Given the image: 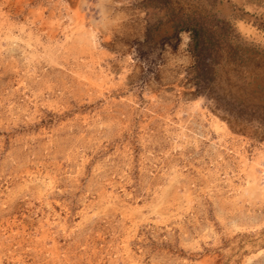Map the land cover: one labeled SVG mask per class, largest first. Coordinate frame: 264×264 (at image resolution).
<instances>
[{"label":"rangeland","instance_id":"1","mask_svg":"<svg viewBox=\"0 0 264 264\" xmlns=\"http://www.w3.org/2000/svg\"><path fill=\"white\" fill-rule=\"evenodd\" d=\"M0 264H264V0H0Z\"/></svg>","mask_w":264,"mask_h":264},{"label":"trees","instance_id":"2","mask_svg":"<svg viewBox=\"0 0 264 264\" xmlns=\"http://www.w3.org/2000/svg\"><path fill=\"white\" fill-rule=\"evenodd\" d=\"M177 25L178 29H187L190 31L191 39L189 48L195 59L194 66H200L203 63L204 56L207 53H212L216 49L217 40L215 34L206 24V19L200 16L185 15ZM241 107L234 112L236 113L234 114L235 117H241ZM228 111L230 113L231 110L228 109Z\"/></svg>","mask_w":264,"mask_h":264}]
</instances>
